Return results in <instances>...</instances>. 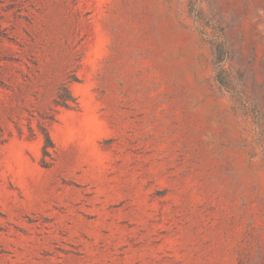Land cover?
<instances>
[{
  "label": "rangeland",
  "instance_id": "rangeland-1",
  "mask_svg": "<svg viewBox=\"0 0 264 264\" xmlns=\"http://www.w3.org/2000/svg\"><path fill=\"white\" fill-rule=\"evenodd\" d=\"M0 264H264V0H0Z\"/></svg>",
  "mask_w": 264,
  "mask_h": 264
},
{
  "label": "trees",
  "instance_id": "trees-1",
  "mask_svg": "<svg viewBox=\"0 0 264 264\" xmlns=\"http://www.w3.org/2000/svg\"><path fill=\"white\" fill-rule=\"evenodd\" d=\"M44 138H45V145H44L43 149L45 150L47 147H50L52 145V143H51V140H50L48 134L45 133Z\"/></svg>",
  "mask_w": 264,
  "mask_h": 264
}]
</instances>
